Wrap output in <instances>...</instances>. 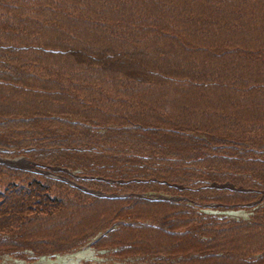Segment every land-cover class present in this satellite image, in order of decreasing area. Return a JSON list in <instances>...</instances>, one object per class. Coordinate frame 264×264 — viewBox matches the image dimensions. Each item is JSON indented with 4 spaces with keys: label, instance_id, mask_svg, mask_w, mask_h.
<instances>
[{
    "label": "trees",
    "instance_id": "trees-1",
    "mask_svg": "<svg viewBox=\"0 0 264 264\" xmlns=\"http://www.w3.org/2000/svg\"><path fill=\"white\" fill-rule=\"evenodd\" d=\"M0 4L8 10L0 14V94L5 99L0 102L9 100L3 92L22 94L12 104L27 109L0 107L5 155L25 154L45 169H79L96 178L78 183L98 192L151 188L185 199L105 198L0 163V251L55 256L88 244L116 245L140 249L150 264L185 259L189 264H264V237L255 230L261 216L250 223L220 220L189 203L214 201L222 194L241 202L264 189V0ZM24 4L37 6L22 13L18 6ZM31 22L45 26L38 39L52 35V41L25 42L21 35ZM32 50L64 62L41 58L46 67L39 61L31 72L24 58ZM99 73L107 78L100 80ZM136 75L149 80L137 81ZM21 76L41 84L27 86ZM130 83L135 90L127 88ZM144 86L164 98L149 115L130 107ZM95 92L103 97L96 101ZM226 181L256 193L210 186ZM86 214L98 224L70 230V223L82 227L76 218ZM118 218L128 222L118 221L121 226L113 230L109 225ZM158 238L167 244L159 246ZM206 246L213 252L202 253Z\"/></svg>",
    "mask_w": 264,
    "mask_h": 264
},
{
    "label": "rangeland",
    "instance_id": "rangeland-1",
    "mask_svg": "<svg viewBox=\"0 0 264 264\" xmlns=\"http://www.w3.org/2000/svg\"><path fill=\"white\" fill-rule=\"evenodd\" d=\"M0 1L2 2L3 0H0ZM5 2L11 4V3L15 2V0H13V1L5 0ZM1 6H2V4H0V14L6 13L8 10L2 8ZM36 6H37V4L32 6L31 9L29 7H26V4H24V7L23 6H18V7H21L22 13H28V11H29V14H30L31 12H34L33 7H36ZM9 8L12 9L11 7H9ZM80 12L87 13L84 10H80ZM5 18H7V17H5ZM31 23L32 24H30V25H25L24 32L22 33L23 35H21L22 37H24L23 40L26 39L25 42L28 40V43L33 42L35 39H38L37 37L39 35L38 34L39 31L41 30L43 33L44 28H45V26H42L38 23H33V22H31ZM107 23L109 25L111 24L110 21H108ZM5 24H6V22H4L2 25H5ZM6 27L11 28V23H7ZM4 28L5 27H3V30H4ZM45 32L47 33V31H45ZM75 35H76V33H75ZM83 36H84V33L82 31V33L79 35V38H83ZM76 37H77V35H76ZM52 39H53L52 35L51 36L50 35H48V36L43 35V36L39 37V39L37 40V43L33 46H41L44 44V41H45V44L46 43L48 44L50 41H52ZM55 41H56V39H55ZM65 42L68 43V41H65ZM57 44H59V43H57ZM87 44H91L90 46H93V43L90 41H88ZM203 47H204V45L201 48H203ZM35 51L36 50H32V51L28 52L27 56L24 58V60H26V61L29 60V63L32 65L30 68H26L27 70H29L31 72H33L32 70H33L34 65H36L39 61H41L40 60L41 58H49L46 56L42 57V56L38 55L37 53H35ZM74 56L79 58V56L77 54H74ZM158 57L161 58L162 56L158 55ZM80 58H81V60L83 59V57H80ZM15 59H18V58L15 57ZM47 60L49 62L50 61H57V63L58 62H64L63 59L62 60H60V59H54L53 60V58H49ZM46 63L41 61V64L39 66L40 67L41 66L46 67V65H47ZM42 69H39L38 71L40 72ZM105 76L106 75L102 74V73H99L97 75V77H99L100 80H105L107 78ZM20 78L23 79L22 76ZM135 79L137 81H140V80H142V81L146 80L147 81V80H149V77L144 76V75L143 76L142 75H136ZM23 81H24V79H23ZM24 82H25V85H27V86H34V85L39 86L41 84V83H39V81L38 82L35 81L32 77L30 79H25ZM100 85L103 86L101 84V82H100V84H97L96 88L98 90H100V88H101ZM136 86H137L136 84L130 83L127 85V88L130 87V88H134L133 90H135ZM174 86H176V85H174ZM89 88H90V90L91 89L93 90V88H91V87H89ZM26 92L30 93L29 91H26ZM2 94H4V95L10 94V96L12 95L13 97L7 96V98L9 97V100L5 104L4 103L1 104V102H0V107L1 106L5 107V108L10 109L11 111H14V112H17V111L21 112V111L27 110L24 107L15 108L12 104V103L18 102L17 98L21 99L22 94H17L15 96L14 92H8V91L3 92ZM31 94H33V93H31ZM113 94H115V93H113ZM30 95H26V96L29 97ZM101 96H102V93H100V95H98V93H96L95 100L97 101V98L101 97ZM1 97H2V95L0 96V100H1ZM104 98H107V97H104ZM33 99L34 98L32 96L29 97L30 101H33ZM163 99L164 98L161 97V93H155L154 91L153 92L147 91V87L144 86L142 89H140L139 92H138V90L135 92V99L131 100V102L134 106H130V107L134 110L136 108L137 111H142V112L146 113L147 115H149V114H151L152 110H155V111L159 110L158 106H154V104H155V102H157L159 104H164ZM4 101H5V99H4V97H2V102H4ZM8 102H9V104H8ZM128 104H129V101H128ZM121 106H123V104H121ZM124 106L127 107L128 105H124ZM19 110H21V111H19ZM7 151L8 150L5 148L0 149V163L3 164V162H6V163L10 164L11 167L13 166V167L25 170V171L35 172V173L44 175V176L51 178V179H59V180L62 179L61 181L68 183L69 185L74 186L76 188H79L82 191L90 193L92 195H96V196L98 195L100 197H105V198L106 197L107 198H117V197H125L126 198V197L131 196V197H138V198H148L150 200H166V199L173 200V201L185 200L184 197H182L181 195L170 193L167 191H162V190H155V189H151V188L140 191V192L129 191L126 193H124L125 192L124 190L123 191L118 190V192H122L121 194L103 193V192L95 191L94 189H87L84 186H82L81 184H79L77 180H79L80 178H85V177H87V178H96V177L85 175L83 173V171H81L79 169H77V170L69 169V168L60 169L59 167H52L50 169H45V168L41 167V165H39L38 163L28 159L25 156V154L17 155L16 157H8L7 155H5V153ZM62 170L65 171L64 172L65 174L59 175L57 173V171H62ZM99 179L104 180V178H102V177H99ZM136 180L141 181V179H136ZM107 181L112 183V184H115L117 181H119L120 183H123V180H113V179L110 180V179H108ZM171 186L179 187L181 190L184 188L183 186H181L177 183H174V185H171ZM210 186L216 190H227L229 192L235 191V192H252V193L257 192V193L253 197V199H248V200L241 201V202L237 201L238 200L237 196L233 197L230 195H225L223 197V194L219 198H215L214 201L212 200V201L205 202L202 204H200L198 202L193 203V202L189 201V203L194 204L200 212H203L205 214H209V215L214 216L220 220H234V221H240V222L243 221L246 223L252 222L257 216H261L264 219V189L257 190L255 192V189L243 188V186L237 187L236 185H234L233 183H230L228 181H226L224 183H219V184L212 183V184H210ZM222 197H223V199H222ZM128 205H130V204H128ZM91 214H89V215L86 214L87 217H85L84 215L77 216L76 219H77V221H79L82 224V227H80L79 223L78 224L70 223V225H68V227L71 230L73 228L76 229V226H77V228L79 230L85 226H87L89 228L90 226L97 225L98 224L97 219L96 218L91 219ZM118 219L119 220H117L116 222L114 221L111 225H109V226H111V228L113 230L118 229L119 226H121V223H119L118 221H121V220H122V222L127 221L126 219H123V218H118ZM263 221L264 220L259 221V226L255 229L257 232V235H259L260 237H264V222ZM104 233H106V231L103 233H99V235L102 236ZM129 243H130V239L127 240V242H124L122 245H127ZM157 244L159 246H162V244L166 245L167 242L165 244L164 241H161L158 238ZM118 245H121V244H118ZM207 252H213L211 250L210 246H206L202 253H207ZM139 253H140V249H138V248L131 250V251H124L116 245L115 246L106 245L103 247L95 248V247H93V245L88 244L86 247L75 250L74 252H72L70 254L69 253L57 254L55 256H50V255L36 256L31 250H24L23 251L24 256L19 257L12 252L0 251V264H150V261L152 259L147 258L144 255L139 254ZM188 255H190V254H188ZM181 260L182 259H180V261ZM165 262L166 261H159L158 264H164ZM168 262L171 264H175L172 262V260L168 261ZM189 263H190L189 259H185V262H177V264H189Z\"/></svg>",
    "mask_w": 264,
    "mask_h": 264
}]
</instances>
